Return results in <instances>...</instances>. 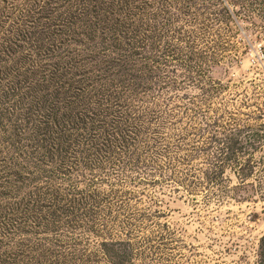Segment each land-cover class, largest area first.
<instances>
[{"label":"rangeland","instance_id":"obj_1","mask_svg":"<svg viewBox=\"0 0 264 264\" xmlns=\"http://www.w3.org/2000/svg\"><path fill=\"white\" fill-rule=\"evenodd\" d=\"M0 264H264V0H0Z\"/></svg>","mask_w":264,"mask_h":264}]
</instances>
